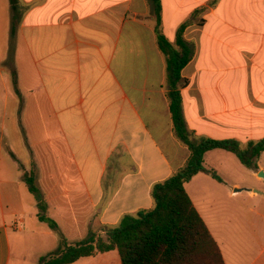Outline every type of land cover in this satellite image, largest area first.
<instances>
[{
    "label": "crops",
    "instance_id": "1",
    "mask_svg": "<svg viewBox=\"0 0 264 264\" xmlns=\"http://www.w3.org/2000/svg\"><path fill=\"white\" fill-rule=\"evenodd\" d=\"M161 7L165 37L172 41L185 24L193 48L180 91L191 138H263L264 0H161ZM0 83V264L12 260L11 234L25 227L35 234L39 210L25 205V172L35 173L46 215L79 222L87 239L151 208L152 186L189 156L173 131L147 0H0ZM230 155L208 151L204 166L239 172ZM248 170L264 175L259 164ZM219 177L199 173L185 183L194 208L225 264H264V189L218 200L209 194L219 193L214 183H233ZM70 264L121 263L114 250Z\"/></svg>",
    "mask_w": 264,
    "mask_h": 264
},
{
    "label": "trees",
    "instance_id": "2",
    "mask_svg": "<svg viewBox=\"0 0 264 264\" xmlns=\"http://www.w3.org/2000/svg\"><path fill=\"white\" fill-rule=\"evenodd\" d=\"M154 19L157 47L165 62L166 96L176 138L187 147L185 163L163 181L155 183L150 191L153 206L125 215L119 223L102 235L70 244L62 236L63 249L41 258L40 264H70L82 257L108 251H117L121 264H225L220 249L194 208L185 183L196 174L210 175L221 182L217 173L204 166L208 151L223 150L233 154L248 169H257V161L264 153V137L241 144L235 139L201 138L193 140L182 115L181 72L189 63L193 48L183 37L182 24L174 39L168 40L162 32L161 0H147ZM22 178L28 190L36 196L38 219L48 221L53 230L56 223L45 217L46 204L36 187L35 173L30 170Z\"/></svg>",
    "mask_w": 264,
    "mask_h": 264
},
{
    "label": "rangeland",
    "instance_id": "3",
    "mask_svg": "<svg viewBox=\"0 0 264 264\" xmlns=\"http://www.w3.org/2000/svg\"><path fill=\"white\" fill-rule=\"evenodd\" d=\"M138 64V62H135ZM24 70H28V67ZM24 77L20 76L21 88L24 89L25 85H27L24 81ZM6 84L11 89V86H13V77H7L6 76ZM2 90V84L0 83V92ZM1 98H0V118L2 117L1 113ZM10 110H8L9 113ZM28 113L29 110H25L23 114V119H25V114ZM9 135V134H8ZM29 139L31 136H28ZM30 143V142H27ZM234 158L235 162L238 164L240 171L237 172L233 168H229L226 171L218 170L217 174L220 176V173H224L230 178H232L233 183H231L230 188L224 184H217L219 193H210L214 198H217L218 200L222 199H228L231 202V199H242L244 198L247 189L254 188L256 190L264 189V177L261 178H255L251 175V172L248 170V168L244 167L238 159L235 158V156L230 155ZM21 161V160H20ZM22 162V161H21ZM224 165L227 166L226 162L223 161ZM257 164L264 167V153L259 158ZM27 169L28 167L25 166ZM29 172V171H28ZM27 172V173H28ZM21 186L23 191V196L25 200V205L29 209L30 207H34V204L37 203L36 196L32 194L28 190V185L24 179L21 180ZM37 189L42 191L40 185L36 183ZM209 188L207 189V191ZM40 191V192H41ZM212 199V198H211ZM37 206V204H36ZM220 205L216 207L215 209H219ZM39 212V211H38ZM28 213V210H27ZM46 218L54 221L56 225L58 226V230H53L49 227L48 221H38L35 222V234H29L28 230L29 227L24 228V232L22 234H17L16 232L11 234V245H12V260L10 264H40V260L43 257H46L50 254H54L56 251L63 249V245L61 243L62 236L67 240L68 243H71L73 241L80 242L81 240L85 239L87 236L83 232L81 233L80 230H82V226H79V222L73 223L68 221H63V218H58L59 222L55 220V218H52L51 216H47L46 213H43ZM38 217V216H37ZM71 225H74V228ZM74 231L78 235H76L74 238H69V236L65 237V235H69V231ZM42 231H47V234H41ZM74 239V240H73ZM20 259H23L22 263H20Z\"/></svg>",
    "mask_w": 264,
    "mask_h": 264
},
{
    "label": "water",
    "instance_id": "4",
    "mask_svg": "<svg viewBox=\"0 0 264 264\" xmlns=\"http://www.w3.org/2000/svg\"><path fill=\"white\" fill-rule=\"evenodd\" d=\"M258 176H259V177H264V175H263L262 172H260V171L258 172Z\"/></svg>",
    "mask_w": 264,
    "mask_h": 264
}]
</instances>
